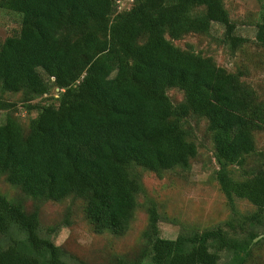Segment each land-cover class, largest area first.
<instances>
[{
	"label": "trees",
	"instance_id": "obj_1",
	"mask_svg": "<svg viewBox=\"0 0 264 264\" xmlns=\"http://www.w3.org/2000/svg\"><path fill=\"white\" fill-rule=\"evenodd\" d=\"M116 1L0 0V8L22 16L18 33L0 41V93H20L26 111H37L24 130L10 113L16 104L0 94L7 111L0 174L34 200L81 198L96 232L122 234L141 189L133 166L158 174L188 168L197 146L182 120L195 115L207 121L226 199L263 211L264 168L236 180L229 166L242 167L256 153L264 101L239 72L171 40L208 33L217 22L232 48L245 42L223 0H132L123 11ZM255 40L264 48V20ZM170 88L183 92L176 105ZM43 97L49 101L39 104ZM158 219L152 205L148 260L115 264H219L223 250L231 252L229 264H244L258 236L243 241L216 226L166 239ZM57 228L43 229L37 208L27 211L0 191V264H85L54 242Z\"/></svg>",
	"mask_w": 264,
	"mask_h": 264
},
{
	"label": "rangeland",
	"instance_id": "obj_2",
	"mask_svg": "<svg viewBox=\"0 0 264 264\" xmlns=\"http://www.w3.org/2000/svg\"><path fill=\"white\" fill-rule=\"evenodd\" d=\"M117 10L128 9L132 0H118ZM228 16L235 25V33L246 39L235 49L224 40V27L214 22L208 33H188L172 42L182 48L193 50L203 56H211L217 65L227 71L241 74V81L249 85L256 96L264 101V48L255 40L256 25L264 20V0H223ZM21 14L0 8V41L7 36L18 33ZM169 38V36H168ZM2 94V93H0ZM172 103L183 100V92L178 88L167 90ZM2 96L13 101L16 106L11 110L24 130L28 119L37 111H26L21 103L20 93H3ZM49 101L43 97L37 99L39 104ZM7 111L0 110V122ZM188 130V139L197 146L196 155L190 160L188 168L175 167L160 174L133 166L141 189L136 194L137 206L128 228L122 234L109 230L96 232L84 213V200L68 196L59 201L34 200L20 188L11 185L0 174V191L11 201L20 202L25 210H38L40 226L43 229L54 228L57 232L53 240L60 245L72 260L85 264H115L117 258L143 263L148 248L146 231L149 224V209L156 207L159 219V235L175 239L185 231H203L222 226L235 238L247 240L251 233L257 234L253 240L249 255L244 264H264V210L246 199L235 198L229 202L218 185L216 171L219 167L214 157L211 133L207 121L195 115L182 120ZM256 153L245 161L242 167L230 165L231 174L236 180L249 176L251 170L264 168V128L253 133ZM258 217L252 219V214ZM261 236V237H260ZM219 264H229L231 252H220Z\"/></svg>",
	"mask_w": 264,
	"mask_h": 264
},
{
	"label": "water",
	"instance_id": "obj_3",
	"mask_svg": "<svg viewBox=\"0 0 264 264\" xmlns=\"http://www.w3.org/2000/svg\"><path fill=\"white\" fill-rule=\"evenodd\" d=\"M262 236H264V234H263ZM260 237H261V236H260ZM256 238H258V237H256ZM256 238H255V239H256Z\"/></svg>",
	"mask_w": 264,
	"mask_h": 264
}]
</instances>
